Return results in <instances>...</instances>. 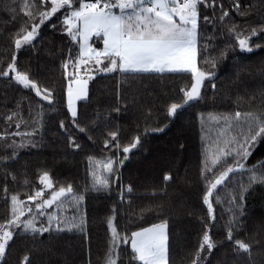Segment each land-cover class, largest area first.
I'll return each instance as SVG.
<instances>
[{
  "label": "trees",
  "instance_id": "obj_1",
  "mask_svg": "<svg viewBox=\"0 0 264 264\" xmlns=\"http://www.w3.org/2000/svg\"><path fill=\"white\" fill-rule=\"evenodd\" d=\"M236 2L217 0L230 14L224 25L218 20L208 24L200 21L197 66L215 73L211 81L205 82L202 99L185 105L171 118L167 109L171 103L181 102L180 89L190 86L191 73L97 74L89 81L87 99L77 102L78 122L89 129L81 133L67 112L68 81L62 66L70 50L72 57L77 55L78 46L63 31L62 15L58 13L60 19L53 17L41 26L32 44L17 51L13 41L26 22L22 0H0V69L15 54L19 69L54 93L53 104L49 105L34 92L0 77V136L7 137L0 140V223L10 215L11 195L18 194L25 200L43 188L39 177L45 171L56 188L71 185L75 196L84 197L66 212L68 220L75 218L79 222L83 218V230L62 226V231H56L53 227L42 236L18 231L0 264H20L24 255L29 256L31 264H104L111 236L108 219L113 216L122 235L167 221L169 264H191L206 225L217 247L203 253L202 264H264V185L248 189L241 209L230 200L239 194L241 185H247L248 177L237 173L226 187L214 193L215 221L209 219L202 199L200 174L205 154H211L224 130L223 121L217 124L208 119L209 115L264 109V33L252 38L251 42L261 47H254L251 53L230 47L236 42L228 33L233 24L237 31L245 33L264 25V0H238L239 11ZM10 5L16 9L15 18L8 11ZM207 14L213 15L211 10ZM219 14L218 7L215 15ZM226 47L227 55L220 59L219 53ZM213 57L217 58L215 67L211 64ZM67 71H73L71 65ZM14 112L19 113L18 117L8 123L5 117ZM62 120L65 129L59 126ZM17 122L19 128L15 126ZM34 128L37 134L31 142L23 135H11L31 133ZM154 128L163 131L154 132ZM108 131L118 132L119 150L111 145L104 147ZM137 135L141 136V144L118 168L119 179L113 175L107 190H94L88 158L103 160L113 153L122 158L123 146ZM69 137L80 145L78 149L69 143ZM12 141L24 144L16 148L15 155L7 147ZM262 159L264 145L247 166ZM168 174L173 180L165 182L163 178ZM234 215L237 223L233 235L252 245L251 258L238 253L234 241L226 240L228 223ZM120 247L124 250L118 249L119 261L131 264L130 245Z\"/></svg>",
  "mask_w": 264,
  "mask_h": 264
},
{
  "label": "snow or ice",
  "instance_id": "obj_2",
  "mask_svg": "<svg viewBox=\"0 0 264 264\" xmlns=\"http://www.w3.org/2000/svg\"><path fill=\"white\" fill-rule=\"evenodd\" d=\"M218 7L220 14L216 16ZM235 7L239 11L238 0ZM208 10H211L212 16L207 14ZM8 11L15 18L16 9L10 5ZM21 11L26 22L16 33L13 41L17 51L24 45H31L39 35L41 26L51 22L53 17L60 19L58 13L63 17L61 20L63 31L78 46L77 55L72 57L70 50L69 58L62 66L68 81L67 112L70 114L71 123L81 133H86L89 129L78 122L77 101L87 99L89 81L93 80L97 74L119 72L121 75H131L166 71L191 73L190 86L180 89L181 102H173L167 109V115L171 118H174L185 105L202 99L205 81H210L215 73L201 70L197 66L200 21L202 19L205 24H208L218 20L221 25H224L230 15L229 11L224 10L223 4L218 5L217 0H22ZM228 33L236 42L230 47H238L241 52L251 53L254 47H261L259 44L254 45L251 41L253 37L264 33V25L251 28L245 33V31H237V26L233 24L228 29ZM93 38L102 40V47L94 46ZM227 51V47L221 50L219 58H225ZM216 60L215 57L211 58L213 67L216 65ZM208 62L206 59L205 63ZM70 65L73 68L72 72L67 71ZM0 77L10 79L23 89L34 92L40 101H46L49 105L53 104V91L47 86H41L28 72L20 70L15 54L6 67L0 69ZM215 87L216 85L212 84V88L215 89ZM18 115L19 113L14 112L5 119L8 123H12ZM208 119L217 124L223 121L224 129L211 154H205L206 159L200 174L204 185L203 204L207 206L209 219L215 221L214 193H217L221 186L226 187L237 173L248 177L247 185H241L239 194L233 195L230 200V203H234L241 209L248 189L256 184L264 185V159L251 167L247 166L249 159L254 156L259 147L264 145V109L235 111L230 115L210 114ZM201 120H204L203 115ZM15 126L19 128L20 123L17 122ZM59 126L61 129L66 128L63 120L60 121ZM152 131L158 132L163 129L154 128ZM147 132L146 128L145 134ZM36 134L37 129L34 128L31 133L16 132L11 135H23L31 142V137ZM107 137L108 139L104 141L106 149L110 145L117 150L121 148L117 131H108ZM6 139V136H0V140ZM89 139L92 137L89 136ZM69 143L74 148L80 147L72 137H69ZM140 144L141 136L137 135L132 142L123 146L122 158H118V153H113L112 156L103 160L89 157L92 188L96 191L107 190L110 178L117 174L118 168L123 166L132 149ZM7 147H11L12 154L15 155L16 148L24 147V144L16 145L15 141H12ZM217 169L220 171L217 172ZM116 179H119L118 175ZM163 179L168 182L173 180V177L168 174ZM25 183L28 182L25 181ZM39 183L43 185V188L35 191L34 194H29L27 201L22 200L18 194L11 195L10 215L3 223H0V260L6 256L17 229H21L24 233H31L33 236L50 233L53 230V224L56 231H62L63 227L69 230L72 228L83 230V218L79 222L75 218L61 219L59 216L50 214L48 209L58 202L62 204V198H66L68 194H72L76 202L82 201L84 197L75 196L71 185L57 190L47 171L40 175ZM45 190H50V194H46ZM131 191L132 188L129 186L128 192ZM4 192L5 203H8L7 187ZM46 195L47 198H45ZM217 202H219L218 199ZM44 216L47 217L46 225L40 221L38 226V218ZM236 223L234 215L228 223L226 240L234 241L237 252L247 254L251 258L252 245L233 235ZM167 228V221H162L149 227H141L137 231H132L130 235H122L117 229L115 217H110L108 230L111 236L104 264H118V249L123 251L124 249L120 246L129 244L131 264H169ZM216 247L217 244L209 234L206 225L191 264H201L202 253L205 251L211 253ZM20 264H31L29 256L24 255ZM119 264L123 262L119 261Z\"/></svg>",
  "mask_w": 264,
  "mask_h": 264
},
{
  "label": "rangeland",
  "instance_id": "obj_3",
  "mask_svg": "<svg viewBox=\"0 0 264 264\" xmlns=\"http://www.w3.org/2000/svg\"><path fill=\"white\" fill-rule=\"evenodd\" d=\"M99 41L101 42L100 44H98V41H97L96 38H93L94 46L102 47V40H99ZM66 99H67V97H66ZM56 189L58 190L59 188H56ZM45 191H46V194H50V190H45ZM45 198H47V195H46ZM62 199H63V203L62 204L59 203V202H58V204H54L50 209H48V212L50 214L59 216L61 219H65V218L68 219L66 212H69L70 208L72 207L71 204L75 203V200L72 198V194H68L66 198H62ZM25 201H27V199H25ZM40 221H45L47 223V217L46 216L39 217L38 218V226H39V222ZM53 227L55 228V224H53ZM18 231H22V230L21 229H17L15 233H17ZM202 255H203V253H202ZM202 262H203V259L201 261V264H202Z\"/></svg>",
  "mask_w": 264,
  "mask_h": 264
},
{
  "label": "crops",
  "instance_id": "obj_4",
  "mask_svg": "<svg viewBox=\"0 0 264 264\" xmlns=\"http://www.w3.org/2000/svg\"><path fill=\"white\" fill-rule=\"evenodd\" d=\"M97 41H98V43L100 44L101 42L99 41V39H97ZM167 72V71H166ZM153 73H155V72H153Z\"/></svg>",
  "mask_w": 264,
  "mask_h": 264
},
{
  "label": "water",
  "instance_id": "obj_5",
  "mask_svg": "<svg viewBox=\"0 0 264 264\" xmlns=\"http://www.w3.org/2000/svg\"><path fill=\"white\" fill-rule=\"evenodd\" d=\"M246 53H249V52H246ZM206 81H209V80H206ZM206 81H205V82H206ZM210 81H211V80H210Z\"/></svg>",
  "mask_w": 264,
  "mask_h": 264
}]
</instances>
